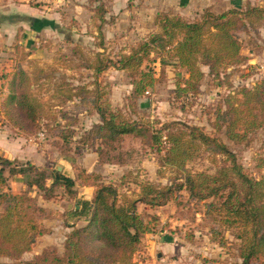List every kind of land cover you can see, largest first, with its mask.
<instances>
[{
	"label": "trees",
	"instance_id": "1",
	"mask_svg": "<svg viewBox=\"0 0 264 264\" xmlns=\"http://www.w3.org/2000/svg\"><path fill=\"white\" fill-rule=\"evenodd\" d=\"M85 6L92 12V20L98 22L99 49L89 58L81 46L74 44L54 60L64 69L91 71L92 87L56 76L53 66L36 65L28 71L18 65L2 76L3 118L17 132L29 136H37L42 120L54 121L51 128L45 126L57 130L56 144L62 151L74 136L78 120L60 112L64 121L60 124L52 108L73 99L87 102L89 114L96 113L99 120L78 138V148L91 147L100 164L124 166L134 160V150L124 147L125 139L137 140L142 148L158 154L159 176L166 170L172 176L168 183H162L143 178L137 171H127L117 180L106 182L96 172L71 178L57 170L48 173L30 162L0 157V256L11 261L0 264H137L135 253L143 248L145 235L154 232L159 221L148 209L165 206L182 191L188 193L189 201L202 205L201 218L208 221L209 243L234 249L237 261L231 264H264V152L256 160L255 176L248 173L229 146H249L256 131L264 128V79L252 87L243 85L224 94L212 107L208 131L182 120L161 122L141 115L137 104L160 81L169 64L184 69L187 75L176 82L178 95L196 96L206 75L214 79L227 77V67L247 59L241 54L242 35L247 34L253 42L251 32L264 27V5L246 1L241 7L218 13L206 8L191 19L160 11L153 20L157 30L115 57L105 52L102 33L103 24L113 16L106 18L109 10L100 0H86ZM156 61L160 62L158 76L151 65ZM201 66L207 68L206 73ZM109 68L127 72L132 89L122 107L111 105L106 85L98 80ZM44 87L50 93L48 100L35 90ZM205 156L213 161L219 157L222 165L213 172L189 167ZM12 176L24 178L23 183L40 192L44 200L55 198L57 188L73 196L76 183L93 187L91 201L84 202L77 213V219L84 223L67 225L61 252L43 248L32 258L21 260L39 236L46 234L41 221L53 218L54 213L38 204L29 190L10 191ZM138 204H142L143 211L138 210Z\"/></svg>",
	"mask_w": 264,
	"mask_h": 264
},
{
	"label": "rangeland",
	"instance_id": "2",
	"mask_svg": "<svg viewBox=\"0 0 264 264\" xmlns=\"http://www.w3.org/2000/svg\"><path fill=\"white\" fill-rule=\"evenodd\" d=\"M25 2L30 6H36L41 11L51 9L68 15L72 12V7L68 8L62 3L58 5L53 1L51 3L49 1L25 0ZM70 18L69 22L65 21L68 29L73 31L69 40L63 38L53 40L44 37L39 46L33 49L21 47L18 50L19 61L14 64V68L19 65L30 71L36 65L43 68L53 66L57 69L56 76L70 79L73 84L86 83L91 88L93 79L91 71L64 69L63 65L56 63L54 60L58 57L59 52L74 44L81 46L83 52L89 58H93L94 53L100 47L101 39L97 32L98 22L92 20L91 15L89 17L86 14H80L78 19H74L72 15ZM113 23L112 21L105 23L106 25L103 24L105 28L107 24L110 26L107 33L108 37L103 34V43L105 52L112 57H115L122 50H128L127 47L140 41L141 37L143 38L148 33L157 30L153 22L148 20L134 23L135 26H138L140 34L131 23L112 25ZM131 27L135 29L134 33L130 32ZM251 33L253 42H250L247 34L242 35L244 45L241 54L247 57L246 61L242 64L227 67L225 70L227 77L214 79L206 75L200 83V90L196 96L177 94V80L187 75L184 69L175 67L172 64L166 65L164 76L161 77L160 81L137 100L141 115L156 118L161 122L182 120L203 126L207 131L210 130L208 120L212 117V107L217 104L224 94L232 89H239L243 85L252 87L255 83L264 79V27L258 28L257 31L253 30ZM30 53H33L35 57L28 58ZM151 65L154 66L156 76H158L160 62L156 61ZM201 69L205 73L207 72L205 66H201ZM98 78L101 85H106V98L111 105L115 108L122 107L125 103V96L132 89L127 72L109 68L101 73ZM35 90L42 94L44 100H48L50 93H47L45 87L36 88ZM51 111L57 116V122L60 124H64L60 112H65L68 116L77 118L78 122L74 127V136L65 143L62 151L58 149L56 144L59 142V138L56 136L57 130H48L55 124L52 120H42V126L37 136H32L40 149L41 156L45 159L44 164L40 167L48 173L52 170L58 171L56 168L60 166L62 170L58 172L64 173L67 170L71 178H75L80 173L91 174V172H96L101 174L104 181L108 182L114 179L117 180L119 176L127 171H137L143 178L168 183L172 173L166 170L162 176H159L157 173L159 169L157 164L158 154L151 148H142L137 140L125 139L124 147L134 150V160L124 166L100 164L97 162L96 153L91 147L78 148V138L93 123L99 120L96 113L89 114V104L87 102H79L78 99H73L63 106L53 107ZM0 115H2L1 112ZM46 124L48 128H46ZM229 146L236 153L238 161L244 165L248 173L257 176L256 160L264 152V128L256 131L254 141L249 146L244 144H230ZM19 162L24 163V161ZM220 164L222 165L219 157L213 161L211 157L205 156L195 164H190L189 167L195 171L213 172ZM262 171L264 172V169ZM24 180L19 176L9 178L10 191L29 190L32 196L36 198L37 203L50 209L54 216L51 219L41 221L47 231L46 234L39 236L31 250L21 256V260L32 258L35 254H39L43 248H55L61 252L64 237L69 230L67 225L72 222H76L78 225L83 224L82 221L77 219V213L83 208L84 202H90L88 199L91 196L89 189L79 188L76 183L77 196H70L64 192L63 188H57L55 198L44 200L41 193H38L36 189H29L23 183ZM49 183L50 179L46 180V184ZM187 196L188 193L182 191L176 199L161 208H157L156 213H153L157 215L159 221L155 224L154 232L145 235L142 242L143 248L135 253L133 260L137 264H231L237 261L234 249H222V247L209 243L206 235L208 221L201 218L202 205H195L188 200ZM1 210L2 206L0 205V212ZM138 210L143 211L141 204L138 205ZM203 258L206 261H203ZM0 261L11 262L3 256H0Z\"/></svg>",
	"mask_w": 264,
	"mask_h": 264
},
{
	"label": "crops",
	"instance_id": "3",
	"mask_svg": "<svg viewBox=\"0 0 264 264\" xmlns=\"http://www.w3.org/2000/svg\"><path fill=\"white\" fill-rule=\"evenodd\" d=\"M49 1L58 5L72 7V12L59 13L55 10H38L30 6L25 0H0V85L2 76L10 73L14 69V64L19 61L18 50L21 47L30 49L39 46L42 38L69 40L71 30L65 25V21L78 19L80 14L90 17L92 12L85 6L86 0H38ZM107 8L106 18L113 19L112 25L131 23L148 20L153 22L154 16L160 11H168L170 14H178L186 18H193L206 8L218 13L233 7H241L246 1L252 4L263 5V0H100ZM40 7V6H39ZM106 25V24H105ZM103 25L104 36L110 29ZM135 26V25H134ZM136 31L140 34L138 26ZM132 28V27H131ZM134 28L131 33H134ZM35 57L33 53L28 54V58ZM0 157L7 159L30 162L37 167L44 164V158L40 154V149L32 136L17 132L0 115ZM89 189V200L91 201L93 187L78 186ZM139 205V204H138ZM142 205V204H141ZM163 207V206H162ZM144 208V207H143ZM161 208V207H158ZM156 209H148L156 213ZM82 221V220H80ZM84 223V221H82ZM78 225V224H77ZM154 243L156 241H153Z\"/></svg>",
	"mask_w": 264,
	"mask_h": 264
},
{
	"label": "water",
	"instance_id": "4",
	"mask_svg": "<svg viewBox=\"0 0 264 264\" xmlns=\"http://www.w3.org/2000/svg\"><path fill=\"white\" fill-rule=\"evenodd\" d=\"M56 169H58V171H60V170H62V167H60V166H57V168ZM64 176H68L69 177V173H68V171L67 170H65L64 171Z\"/></svg>",
	"mask_w": 264,
	"mask_h": 264
}]
</instances>
